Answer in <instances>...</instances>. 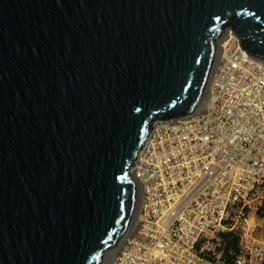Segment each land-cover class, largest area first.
<instances>
[{"label": "water", "instance_id": "water-1", "mask_svg": "<svg viewBox=\"0 0 264 264\" xmlns=\"http://www.w3.org/2000/svg\"><path fill=\"white\" fill-rule=\"evenodd\" d=\"M227 29L264 61V0H0V264H102L151 123L198 107Z\"/></svg>", "mask_w": 264, "mask_h": 264}, {"label": "built area", "instance_id": "built-area-1", "mask_svg": "<svg viewBox=\"0 0 264 264\" xmlns=\"http://www.w3.org/2000/svg\"><path fill=\"white\" fill-rule=\"evenodd\" d=\"M216 45L204 99L153 121L131 164L138 210L110 264H264V61L230 29Z\"/></svg>", "mask_w": 264, "mask_h": 264}, {"label": "bare ground", "instance_id": "bare-ground-1", "mask_svg": "<svg viewBox=\"0 0 264 264\" xmlns=\"http://www.w3.org/2000/svg\"><path fill=\"white\" fill-rule=\"evenodd\" d=\"M210 78V77H209ZM209 78H208V80H209ZM208 80H207V84H208ZM206 91V90H205ZM205 94H206V92H204V94H202V96H203V99H204V97H205ZM201 99H202V97H201ZM136 190H137V188H136ZM135 201H136V207L135 208H137V194L135 195ZM134 213H135V211H134ZM133 217H134V215H133ZM132 223H133V219H132V221H131V225H132ZM108 252V250L106 251V253ZM105 253V254H106ZM113 257H114V252H112V251H110L109 250V252L107 253V257H106V259H105V261H104V263L103 264H107V263H109V261H112V259H113ZM104 258H105V256H104ZM102 261V262H103Z\"/></svg>", "mask_w": 264, "mask_h": 264}, {"label": "rangeland", "instance_id": "rangeland-1", "mask_svg": "<svg viewBox=\"0 0 264 264\" xmlns=\"http://www.w3.org/2000/svg\"><path fill=\"white\" fill-rule=\"evenodd\" d=\"M207 89H208V84H207V86H206V88H205V90L206 91H204V92H206V94H207ZM205 94V95H206ZM201 100H203V96H202V99ZM201 102V101H200ZM135 207H136V204H135ZM138 210V198H137V208H135V212ZM134 218H135V213H134V217H133V222H134ZM132 225H133V223H132ZM131 225V226H132ZM132 228V227H131ZM129 231H130V228H129V230L127 231V233L124 235V237L125 236H127L128 235V233H129ZM124 237H123V239H124ZM123 239H122V241H123ZM122 241H121V243H122ZM119 247V244H118V246L115 248V249H113V250H110V251H112V252H116V250H117V248ZM109 252V251H108ZM107 252V253H108ZM107 253L105 254V258H104V261H105V259H106V257H107ZM113 260V259H112ZM104 261L102 262V264L104 263ZM111 263V261H109V263H107V264H110Z\"/></svg>", "mask_w": 264, "mask_h": 264}, {"label": "trees", "instance_id": "trees-1", "mask_svg": "<svg viewBox=\"0 0 264 264\" xmlns=\"http://www.w3.org/2000/svg\"><path fill=\"white\" fill-rule=\"evenodd\" d=\"M237 247V240L236 237L230 236L227 240V246L226 249H231L232 251H235Z\"/></svg>", "mask_w": 264, "mask_h": 264}]
</instances>
